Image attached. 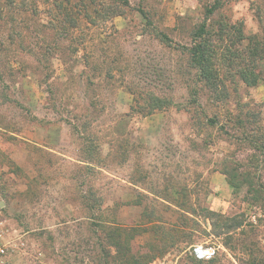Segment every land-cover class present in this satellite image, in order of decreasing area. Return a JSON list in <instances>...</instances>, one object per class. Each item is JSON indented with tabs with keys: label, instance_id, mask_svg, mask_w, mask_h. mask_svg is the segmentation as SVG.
<instances>
[{
	"label": "rangeland",
	"instance_id": "rangeland-1",
	"mask_svg": "<svg viewBox=\"0 0 264 264\" xmlns=\"http://www.w3.org/2000/svg\"><path fill=\"white\" fill-rule=\"evenodd\" d=\"M126 1L4 8L5 264H264V0Z\"/></svg>",
	"mask_w": 264,
	"mask_h": 264
},
{
	"label": "trees",
	"instance_id": "trees-1",
	"mask_svg": "<svg viewBox=\"0 0 264 264\" xmlns=\"http://www.w3.org/2000/svg\"><path fill=\"white\" fill-rule=\"evenodd\" d=\"M11 0H0V20H3L4 17H6L7 11H5V7H8L9 5H13V2H10ZM125 5H128V2L126 0H123ZM11 5V6H12ZM211 13L212 11L209 10ZM202 32L199 33V39H202V36L204 35V27L201 30ZM201 40H199V44H194V48L192 49V62L195 65L196 68L199 69L200 75L205 78V79H210L211 75L214 71V66L216 67V64L214 63L213 57L210 53V49L208 47H205V45L203 44V42H200ZM255 51H258L259 48L257 47V43H255ZM258 53V52H256ZM264 54V53H263ZM253 56H258L255 53H253ZM264 59V57H263ZM131 259H126L125 261H122L121 264H145L146 263V258H140L138 257L137 260L133 261Z\"/></svg>",
	"mask_w": 264,
	"mask_h": 264
},
{
	"label": "built area",
	"instance_id": "built-area-1",
	"mask_svg": "<svg viewBox=\"0 0 264 264\" xmlns=\"http://www.w3.org/2000/svg\"><path fill=\"white\" fill-rule=\"evenodd\" d=\"M6 254V247L2 242V231L0 229V264H5ZM214 254V249L210 247L196 246L191 249V255L199 261L210 260Z\"/></svg>",
	"mask_w": 264,
	"mask_h": 264
},
{
	"label": "water",
	"instance_id": "water-1",
	"mask_svg": "<svg viewBox=\"0 0 264 264\" xmlns=\"http://www.w3.org/2000/svg\"><path fill=\"white\" fill-rule=\"evenodd\" d=\"M3 206V203L0 202V208Z\"/></svg>",
	"mask_w": 264,
	"mask_h": 264
}]
</instances>
